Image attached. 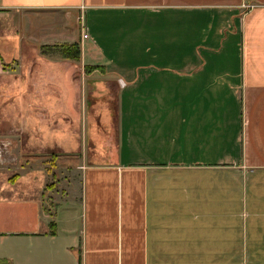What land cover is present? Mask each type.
<instances>
[{"label": "crops", "instance_id": "crops-1", "mask_svg": "<svg viewBox=\"0 0 264 264\" xmlns=\"http://www.w3.org/2000/svg\"><path fill=\"white\" fill-rule=\"evenodd\" d=\"M19 10H65L78 58L27 68L89 62L115 134L76 206L0 198V264H264V0H0Z\"/></svg>", "mask_w": 264, "mask_h": 264}, {"label": "rangeland", "instance_id": "rangeland-1", "mask_svg": "<svg viewBox=\"0 0 264 264\" xmlns=\"http://www.w3.org/2000/svg\"><path fill=\"white\" fill-rule=\"evenodd\" d=\"M67 17L65 10H19L0 18V37L17 35L24 53L0 58V198L31 199L39 211L76 206L79 163L101 159L93 145L106 146L115 134V88L89 62L48 73L27 68L31 59L38 66L41 53L62 60Z\"/></svg>", "mask_w": 264, "mask_h": 264}, {"label": "trees", "instance_id": "trees-1", "mask_svg": "<svg viewBox=\"0 0 264 264\" xmlns=\"http://www.w3.org/2000/svg\"><path fill=\"white\" fill-rule=\"evenodd\" d=\"M58 52L63 58L76 59L79 55L78 44L76 42H63Z\"/></svg>", "mask_w": 264, "mask_h": 264}, {"label": "built area", "instance_id": "built-area-1", "mask_svg": "<svg viewBox=\"0 0 264 264\" xmlns=\"http://www.w3.org/2000/svg\"><path fill=\"white\" fill-rule=\"evenodd\" d=\"M81 37H86V33L84 31L81 33Z\"/></svg>", "mask_w": 264, "mask_h": 264}]
</instances>
